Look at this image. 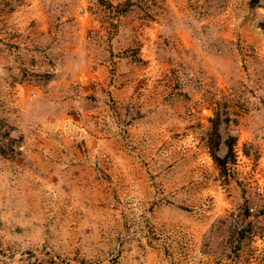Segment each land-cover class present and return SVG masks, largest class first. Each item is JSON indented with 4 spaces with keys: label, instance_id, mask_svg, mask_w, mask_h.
<instances>
[{
    "label": "rangeland",
    "instance_id": "rangeland-1",
    "mask_svg": "<svg viewBox=\"0 0 264 264\" xmlns=\"http://www.w3.org/2000/svg\"><path fill=\"white\" fill-rule=\"evenodd\" d=\"M0 148V264H264V0H0Z\"/></svg>",
    "mask_w": 264,
    "mask_h": 264
},
{
    "label": "trees",
    "instance_id": "trees-1",
    "mask_svg": "<svg viewBox=\"0 0 264 264\" xmlns=\"http://www.w3.org/2000/svg\"><path fill=\"white\" fill-rule=\"evenodd\" d=\"M1 150V148H0ZM232 150H233V144L232 143H229L228 146H227V152L226 154L223 156V157H220V156H217V155H213V158L216 162V164L218 165V167L221 169V170H225L226 169V164L229 162L228 158L229 156L232 154ZM2 152V150H1ZM246 211V216L248 218V216L250 215V213H248V209L245 210ZM252 222V219L248 218L247 219V225L241 227L239 229V237H246V232L249 231V228H250V224Z\"/></svg>",
    "mask_w": 264,
    "mask_h": 264
}]
</instances>
